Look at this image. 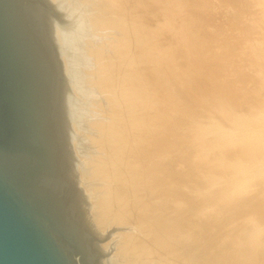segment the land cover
Instances as JSON below:
<instances>
[{
    "label": "bare ground",
    "instance_id": "obj_1",
    "mask_svg": "<svg viewBox=\"0 0 264 264\" xmlns=\"http://www.w3.org/2000/svg\"><path fill=\"white\" fill-rule=\"evenodd\" d=\"M57 1L69 16L80 14L63 40V47L71 45L68 48L73 58L74 86L73 60L81 62L79 65L84 63L85 67L79 74L82 81L77 79L80 83L77 93L79 89L83 91L87 101L82 105L84 127H79L82 120L77 121L75 111L73 118L77 130L87 132L86 147L83 144L78 147L81 157L88 153L80 168L82 178L84 181L95 178L92 191L88 189L91 200L87 201V209L91 215L86 216V223L105 232L112 226L124 229L110 234L113 241L106 246L110 253L106 264H232L227 246L214 249L215 242L196 232L190 221L188 226L181 215L168 218L162 212L163 206L158 202L161 204L168 197L165 174L162 171L155 174L150 166V158L165 147L170 102L165 99L168 90L165 78L170 70L179 92L184 91L179 88L183 87V73L189 80L199 82L197 93L228 92L216 82L213 71H204L211 58L202 51L209 55L210 52L204 47L203 39H195L194 28H199V23L194 21L192 11L186 9V18L179 19L182 11L178 9L184 2L194 0H83L87 8L84 10L80 0ZM150 10L158 13L154 24L144 19ZM79 226L84 229L82 224Z\"/></svg>",
    "mask_w": 264,
    "mask_h": 264
},
{
    "label": "rangeland",
    "instance_id": "obj_2",
    "mask_svg": "<svg viewBox=\"0 0 264 264\" xmlns=\"http://www.w3.org/2000/svg\"><path fill=\"white\" fill-rule=\"evenodd\" d=\"M45 1L48 4L52 0ZM67 1L72 2H64ZM79 5L83 6L84 10L83 0L79 1ZM186 9L192 11L194 21L199 23V28H194L196 41L203 39L204 47L210 52L209 55L204 49L202 51L206 57L211 58V63L205 64L207 69L204 71H213L216 82L228 92L197 93L199 82L191 77L189 80L186 73L181 76L183 87L178 85L184 91L179 92L175 86L176 82L171 78V70L167 74L165 80L168 90L165 99L170 102L167 108L165 147L163 152L150 158L152 171L155 174V171L165 174L164 187L168 197L163 198L162 205L160 202L158 204L163 206L162 212L166 213L168 218L181 215L188 226L191 222L196 232L215 242L214 249L218 250L222 245L227 246L232 264H264V146L261 145L264 144V0L184 2L181 9H178L182 11L180 20L186 18ZM157 14L150 10L144 19L154 24ZM78 15L80 16L77 14L74 18L77 19ZM69 46L71 45L67 44L66 48ZM75 61L78 65L81 63ZM76 63L73 60L72 69L76 81L75 86L71 81V99H75V118L78 122L82 120L79 127H84L82 122H85L86 118L82 116V110L85 106L82 105L87 101L83 97V91L79 89L77 93V84L80 85L79 82L82 81L79 74L85 67L84 63L76 67ZM76 68L80 71H76ZM78 94L81 96H77ZM237 117L238 119H235ZM213 123L215 124L212 126ZM76 127L73 118V128L66 130L80 140L78 146L69 148L70 158L76 163V184L83 186L78 188V195L90 197L88 189L92 191L90 187L95 178L83 180L80 168L83 167V160L88 153L86 151L87 155L83 158L78 152V147H82V144L86 147L84 141L87 132L77 130ZM252 139L257 143L251 141ZM233 184L236 189L238 187L237 192L232 187ZM87 204L88 202H84L86 208ZM87 217L85 216V221ZM66 224L72 241H98L81 245L82 254L86 253L85 258H100L92 264H106V258L110 254L106 246L113 241L110 234L124 231L123 226H112L105 232L93 224L92 227L83 225V230L79 224Z\"/></svg>",
    "mask_w": 264,
    "mask_h": 264
},
{
    "label": "water",
    "instance_id": "obj_3",
    "mask_svg": "<svg viewBox=\"0 0 264 264\" xmlns=\"http://www.w3.org/2000/svg\"><path fill=\"white\" fill-rule=\"evenodd\" d=\"M74 16L52 0H0V264H92L67 224L88 225L78 195L71 50Z\"/></svg>",
    "mask_w": 264,
    "mask_h": 264
}]
</instances>
